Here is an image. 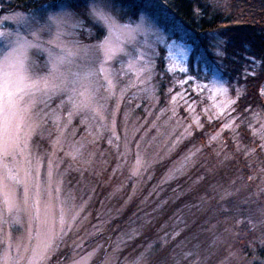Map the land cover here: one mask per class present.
Segmentation results:
<instances>
[{
	"label": "rangeland",
	"instance_id": "1",
	"mask_svg": "<svg viewBox=\"0 0 264 264\" xmlns=\"http://www.w3.org/2000/svg\"><path fill=\"white\" fill-rule=\"evenodd\" d=\"M21 2L0 0V31L4 32L0 55L4 44L17 34L31 39L28 23H44L48 14L64 11L62 5L69 6L67 12L78 24L68 28L63 39L85 49L77 59L81 65L103 63V50L95 46L108 33L90 14L89 4L99 6L121 25L135 27L143 15L155 34L138 35L123 54L105 65L116 73L117 95L108 101L107 111L109 121L111 113H116L119 140L109 131L93 140L88 126L81 123L82 116H73L68 123V106L58 108L59 96L49 100L47 107L35 106L42 114V126L32 134L28 149L33 162L40 161L41 206L47 214L42 223L30 211H21L19 223H13L0 199V255L9 241L13 255L16 245L23 252L35 245L36 233L53 222L59 232L61 213L71 219L79 212L71 231L54 241L55 250L46 264H77L82 257H89L88 264H137L142 256L146 264H264V128L256 119L264 113L254 110L240 120L237 101L247 88L236 76L233 80L226 76V38L216 32L195 33L160 0ZM43 39H49L48 35ZM28 56L31 76L49 74L46 53L30 49ZM149 58L151 78L144 84L136 69ZM258 73L254 69L252 74ZM144 87L153 88L154 95L143 94ZM260 88L262 93L264 82ZM54 112L61 116L59 123L53 119ZM77 142L85 145L84 155L73 160L67 153ZM137 152L148 166L133 176ZM233 154L255 165L251 167L254 183L235 177L216 179ZM16 159L23 161L24 156ZM55 178L62 181L59 186ZM17 195L23 198L22 186ZM243 224L253 232L245 244L247 252L236 239L247 238Z\"/></svg>",
	"mask_w": 264,
	"mask_h": 264
},
{
	"label": "snow or ice",
	"instance_id": "2",
	"mask_svg": "<svg viewBox=\"0 0 264 264\" xmlns=\"http://www.w3.org/2000/svg\"><path fill=\"white\" fill-rule=\"evenodd\" d=\"M62 7L65 8L64 11L48 14L42 24L28 23V35L31 39L17 34L10 43L4 44V53L0 55V162H11L0 164L3 168L0 174V199L6 206L8 215L13 217V223H19L21 211H30L32 218L42 223L47 214V210L41 206L40 161L37 158L33 162L28 149L32 134L42 126V114L36 111L35 106L43 104L47 107L49 100L59 96L61 100L58 108L63 110L65 105L68 106V123H71L73 116H82L81 123L88 126V135L92 136L93 140L103 135L105 131L111 132L112 137L119 140L116 134V113H111L109 121L107 111L108 101L117 95L116 73L110 71L105 65L118 54H123L127 43L135 40L138 35L155 34L154 26L143 15L135 27L131 24L121 25L99 6L89 4L90 14L107 27L108 33L103 42L95 46L97 50H103V63H100L98 67L95 64L81 65L77 63V59L83 55L85 49L75 42L65 43L63 39L69 34L67 29L70 27L74 29L78 24L72 22L71 15L67 12L69 6L62 5ZM4 19L14 28V23L9 21L8 17ZM83 28L87 29L88 26L83 25ZM44 34H47L49 39H43ZM3 36L4 32L0 31V37ZM30 49H38L47 54L49 68L47 76L35 78L30 75L31 62L28 56ZM182 55L187 56V52L183 49ZM247 59L249 67L243 68V72L245 75L249 72L254 74L256 61L252 57ZM150 64V58L145 59L136 69L138 79L143 77L144 84H147L151 78ZM130 67L134 65L130 64ZM181 71L186 70L181 69ZM101 89L107 94H102ZM126 91L127 89H124L120 92V99ZM142 92L149 97L154 95V89L150 87H144ZM53 119L59 123L60 114L54 112ZM256 119L264 128V114H257ZM225 128H230V125L226 124ZM261 139L264 140V132L261 133ZM59 142L58 138L57 143ZM111 143L110 139L109 144ZM84 147L85 145L80 142L72 144L67 155L73 160L81 159L84 155ZM124 149V154L127 155L129 152L127 144ZM17 156H24V160L18 161ZM147 166V162L137 152L131 174L140 175ZM53 178V169L49 162V182ZM55 180L58 186L62 183L59 178ZM20 186L23 187L22 199H19L17 195ZM13 213L16 215L13 216ZM78 218L79 212H75L71 219L61 213L59 232L55 230V222H53L46 230L36 233L34 246L25 248L22 252L21 246L16 245L15 255L12 254L13 245L9 241L0 255V264H22L25 260L26 264H46L50 254L55 250L54 241L62 238L66 230L71 231L72 225ZM88 259L89 257H82L77 264H88ZM137 264H146L145 257L142 256Z\"/></svg>",
	"mask_w": 264,
	"mask_h": 264
},
{
	"label": "trees",
	"instance_id": "3",
	"mask_svg": "<svg viewBox=\"0 0 264 264\" xmlns=\"http://www.w3.org/2000/svg\"><path fill=\"white\" fill-rule=\"evenodd\" d=\"M57 1L22 0L21 3L36 5ZM160 1L166 4L178 20L195 33L216 32L226 38L224 62L227 74L230 75L226 74V76L232 80L233 76H236L247 88L237 101V110L242 114L240 120L241 118L247 119L254 110L264 113V96L260 91L261 83L264 82V0ZM248 57L256 61L254 69L259 72L258 75L254 76L251 72L244 74L243 68L249 67ZM246 136V140L249 141L250 136L248 134ZM233 155L228 166L218 170L219 174H216V179L235 177L237 181L254 183L251 177L255 172L253 169L255 165L247 164L246 159L238 154ZM241 228L242 231H247V238L236 239L244 252H247L245 244L251 239L253 232L248 229L247 224H243Z\"/></svg>",
	"mask_w": 264,
	"mask_h": 264
}]
</instances>
